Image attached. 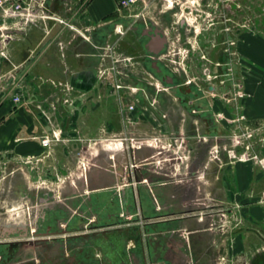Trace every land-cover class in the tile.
Here are the masks:
<instances>
[{
	"label": "crops",
	"instance_id": "1",
	"mask_svg": "<svg viewBox=\"0 0 264 264\" xmlns=\"http://www.w3.org/2000/svg\"><path fill=\"white\" fill-rule=\"evenodd\" d=\"M45 9L58 21L29 25L10 35L1 45L0 63L7 66L9 77L14 74L23 79L34 103L45 98L53 100V84L62 85L53 129L65 130L66 137L49 149L43 148L41 139L53 129L34 104L14 106L5 93L0 98L1 174H43L42 163H48L45 174H63L69 170L67 163L74 159V151L68 148L83 146L89 135L105 136V121L99 122L105 115L100 106L105 97L94 90V75L104 61L98 56L99 47L106 49L120 27L116 24L112 32L107 30L116 21L112 15L116 6L108 10L100 0H47ZM241 52L248 70V125L263 126L259 131L264 132V43L249 39ZM74 77L78 82H91L90 89L84 86L77 94H69L67 88ZM7 83L10 88L11 79ZM166 128L173 132L171 127ZM212 135L221 136L220 128L216 127ZM98 146L100 150L91 153L93 165L82 174L83 179L91 174L89 182L85 181L86 190L77 191L73 180L71 195L61 194L53 202H45L40 188L23 178L16 209L30 211L26 213V224L36 234L25 231L19 239H4L0 264H264L260 262L264 259V206L242 208L250 217L236 232L227 219L222 231L217 221L210 219L220 212L231 216L235 199L246 198L244 192L247 198L261 195L262 176L257 181L249 177L255 174L250 166L229 167L226 174H234L232 188L227 183L210 188L211 194L221 191L222 202L205 208L194 203L196 195H202L199 188L190 198L186 196L192 190L189 186L159 183L153 175L147 177V187L139 190L133 185V174H163L141 164L149 160L142 149L128 152L116 143ZM100 151L114 153L109 156L113 164L107 169L99 165ZM127 161L137 164L136 169L123 166ZM20 162L28 167L19 166ZM9 187L14 189L15 185ZM252 189L256 194L249 195ZM142 196L150 200L148 206L141 203Z\"/></svg>",
	"mask_w": 264,
	"mask_h": 264
},
{
	"label": "rangeland",
	"instance_id": "2",
	"mask_svg": "<svg viewBox=\"0 0 264 264\" xmlns=\"http://www.w3.org/2000/svg\"><path fill=\"white\" fill-rule=\"evenodd\" d=\"M100 1L103 2V5L108 10L113 9L114 2L112 0ZM153 10L154 8L150 7L147 12H153ZM133 13L134 10L122 11L121 13L115 10L114 14H112L118 22L117 25H120V27L117 33L112 35V38L108 41L104 51L105 55L102 66L94 75V90L99 91L98 93L101 94V98L105 97V100L101 101L100 105L103 108L101 112L105 113V115L99 120L101 123L105 121V136L100 137L97 135L94 137L89 135L84 138L85 144L83 146L68 148V150L74 151V159L68 163L66 162L68 159L65 160L69 170L63 174H45L48 163H42L43 174H1L4 169L2 165L0 166V232L2 227H9L11 229L17 227L18 229L16 230L19 232L16 235H11L10 238H0V244L8 239H19L18 236L21 233L19 229L23 225H27L25 220L26 214L24 215L23 210L16 209V203H18L16 199L20 197L18 192L21 190L24 181L26 180L27 184L35 183V186L40 188L42 200H45V202H53L54 197L61 194L71 195L72 190L75 188L71 183L73 180L76 183L77 191L86 190L85 181L89 182L91 174H85V179H83V172H80L81 170L79 169L82 167L81 157H87L90 160V162H84L85 167L93 165L94 158L91 153L94 149L100 150V147L98 145L95 146V144L102 140L110 141L126 138L127 142L124 143H127L129 152L131 151V140L151 143V147H148L150 149H146L144 145V147H141L149 159L148 162L141 164H148L149 167H152L156 171H161L163 174H133V185H137V188L141 190L149 184L147 177L153 175L158 178L157 182L159 183L169 181L172 184H179V186H182V184L186 187L189 186L193 191L191 190L186 196H190V198L195 197L199 188L202 190L200 192L202 195L200 194L199 197L196 195L197 198L195 197V200H191H194V203L200 204L205 208L222 202L220 200L222 196L221 191L218 192L220 194H211L210 188L215 186L220 187V185L224 186L226 183L232 188L231 182L234 174H226L229 167L244 164L254 169L255 174H248V176H254L253 180L255 179V181H257L259 175L260 178L262 176L263 187L261 188L263 191L261 195H252L247 198V193L244 192L246 198L237 197L235 199L234 205L231 207L233 209H231L233 212L231 216H224L226 212L215 213V215L219 216L210 219L217 221L219 231L223 230L226 219L228 226L234 228L235 232L243 229L241 227L243 220L248 219L250 216L248 211L242 208L250 206V209H252L258 205L264 206V173L262 172L264 171V132H260L256 127H249L246 124V105L248 99L246 82L248 70L245 67L246 63L240 60L238 76L235 74L232 77L221 76L218 71H213L216 68L214 64L217 63V55L220 52L216 46V37L206 35L203 31L199 33L200 29L195 24L194 16H187L188 25H184L182 32L174 31L178 28V25H173L174 30L171 34V46L169 49V59L171 62L169 61V64L173 68L179 69L180 73L184 74L187 79H195L194 81L199 83L202 90L207 91L205 94L211 103L213 115L218 121L216 125L220 128L221 136L227 137L225 142L220 143L216 138L201 137L198 135V131L186 129L185 132H173L174 134H180V136L174 135L176 140L173 141L171 140V136H169L172 131L163 128V123H161L160 117H158L159 115L152 114L154 111L148 103L149 101L151 102L149 94L157 95L158 100L163 99L164 95H166L165 88L159 84H156L157 88L149 86L144 78L149 82L153 81L148 73L139 64H136V60L133 58V45L128 31ZM175 21L178 22V18H175ZM192 26H197V29H194L195 27ZM189 30H194V32L189 33ZM235 37H237L236 34ZM209 38L214 39L211 40V44L216 47L212 48L209 45ZM241 38L244 39V44L246 45V34L239 35V40ZM249 39L253 43H264V0H249L248 41ZM203 43L207 44L202 46ZM1 51L2 46L0 45V56H2ZM239 55L242 57L241 49L239 50ZM233 58H237L236 55ZM206 59L212 63L210 64ZM173 61L179 62L180 65L178 63L174 65ZM229 69L230 66H227V74H230ZM205 70H210V73L206 76L203 74ZM8 74L7 66L0 63V98L4 96L9 88V84L7 83L9 80ZM227 78H232L231 82L227 81ZM102 79H104V88L98 86V81ZM133 79L141 81L139 84L142 91H137V87L130 83ZM15 84H17V81H15ZM157 90L160 91L157 92ZM169 100L171 104L170 108L178 110L176 100L172 97H169ZM131 106L133 107V113L130 110ZM178 117L184 119V124L188 122L187 116L179 115ZM63 122L65 123L66 120ZM60 126L59 124L58 127L60 128ZM246 127H249V130L252 132V137L249 140L246 139ZM110 128L113 132L108 130ZM58 131L60 140L66 137L65 130L58 129ZM154 139H159L160 142L155 143ZM63 149L67 148L63 147ZM134 151L138 150L134 149ZM99 153V165L105 169L109 168V165L113 164L112 161H109V156L114 155V153L101 151ZM245 155H247V158H245ZM114 161L117 169H119L118 159L115 158ZM17 164L28 167L24 162ZM130 164L127 161L123 166L129 169ZM13 170L17 172L16 168H13ZM217 177H219L218 183L215 182ZM244 177H247V175L244 174ZM7 179H11L12 183ZM142 182L144 183L140 184ZM12 184L15 185L14 189L9 187ZM244 190L246 191V189ZM77 191L74 192L77 193ZM252 193H255L253 189L248 194L251 195ZM149 202L150 200L147 196H142L141 203L144 206H148ZM241 203L245 205H241ZM215 209V207L211 208V210ZM207 216L212 215L208 214ZM25 228L29 230L28 226ZM235 242L236 240H234ZM1 246L0 251L5 249ZM261 261L264 262V259Z\"/></svg>",
	"mask_w": 264,
	"mask_h": 264
},
{
	"label": "flooded vegetation",
	"instance_id": "3",
	"mask_svg": "<svg viewBox=\"0 0 264 264\" xmlns=\"http://www.w3.org/2000/svg\"><path fill=\"white\" fill-rule=\"evenodd\" d=\"M153 7V12L147 10ZM187 16H194L195 24L204 34L216 37L219 53L217 55V63L214 64L221 76L229 77L233 74L238 76L240 60L239 50L244 46V39L239 40V35L245 33L246 45L248 43L249 33V0H151L146 7H137L132 15L131 25L128 29L133 45V58L136 64H139L145 70L153 82L144 80L149 86L156 87V84L164 86L166 95L161 100L157 99V95L149 94V105L154 111V115H159L163 128L171 127L173 132L185 130H196L199 136H206L214 139L213 130L218 127L208 97L202 90L195 79H187L181 74L179 69L173 68L170 64V46L171 34L174 30L173 25L177 24L178 28L174 31H183L184 25H188ZM178 18V22L175 21ZM117 21L107 26V30L112 32ZM194 29H197V26ZM193 29V28H192ZM194 30H189V33ZM235 34L237 37H235ZM184 38V37H183ZM180 40V38H179ZM212 38H209L210 46ZM207 43H203L204 46ZM105 46L99 47L98 56L104 57ZM236 55L237 58H233ZM206 61H209L206 59ZM210 62V61H209ZM174 65L179 62L173 61ZM212 62H210L211 64ZM227 66L230 74H227ZM184 73L186 71L181 68ZM212 71V70H211ZM177 72V74H175ZM210 70H205L203 74L206 76ZM17 79L20 76L17 75ZM232 78H227L231 82ZM138 80L131 81L133 86L137 87V91H142ZM91 82H78L74 77L70 81L67 88L69 94H77L80 87H89ZM101 88H104V79L98 81ZM90 89V87L88 88ZM62 85L60 83L53 84V101L56 108L60 102L59 95L62 93ZM89 91V90H88ZM160 90H157L159 92ZM87 92V91H86ZM169 97L176 100L178 110L170 108ZM148 98V96H146ZM145 98V99H146ZM69 104V101L67 100ZM71 104H73L71 102ZM133 113V111H132ZM187 116L188 122L184 124V119L178 116ZM159 119V118H158ZM183 122V123H180ZM248 126V119H246ZM197 125L196 127H194ZM176 127V128H175ZM170 133L171 140L175 141V136L180 134ZM175 135V136H174ZM218 142L223 143L227 140L226 136L216 138ZM30 230V231H29ZM29 232L35 233L36 230ZM3 247V245L1 246Z\"/></svg>",
	"mask_w": 264,
	"mask_h": 264
},
{
	"label": "built area",
	"instance_id": "4",
	"mask_svg": "<svg viewBox=\"0 0 264 264\" xmlns=\"http://www.w3.org/2000/svg\"><path fill=\"white\" fill-rule=\"evenodd\" d=\"M47 0H0V45H4L8 39H10V35L7 34L8 31H21L26 26L32 25L36 26L40 22L45 21H54L57 22L58 19L56 16L49 14L45 9V3ZM151 0H113L116 10L118 12L121 11H130L134 10L137 7H146ZM9 79H11L10 88L7 90L6 94L11 97L12 103L14 106H25L34 104L36 110L40 113V115L44 118L47 124L53 129L55 126V117L53 115L56 113L57 108L53 100L48 98L42 99L37 103L31 102L29 99V92L27 87L24 84L22 78H15L14 74H12ZM17 81V84H15ZM20 83V84H19ZM64 103H67V100H64ZM133 111V107L130 108ZM263 126H259L257 130L259 131ZM246 139L249 140L252 137V132L249 130V127H246ZM58 129H53L50 132V135L43 137L40 141L41 146L45 149H49L50 145L54 142H58L59 133ZM111 141L118 142L119 148L127 150L129 152L126 138L113 139ZM155 143L160 142L159 139L153 140ZM103 142L100 141L96 143L100 145ZM131 151L134 152V149L139 150L144 145L148 146L149 142H136L131 140ZM126 144V145H125ZM141 145V146H140ZM247 158V155H245ZM84 162H90L89 158L81 157V166L79 169L80 172H85L87 167H85ZM137 164L131 163L129 166V170H135ZM29 211V210H28ZM24 215L26 213L23 210Z\"/></svg>",
	"mask_w": 264,
	"mask_h": 264
},
{
	"label": "water",
	"instance_id": "5",
	"mask_svg": "<svg viewBox=\"0 0 264 264\" xmlns=\"http://www.w3.org/2000/svg\"><path fill=\"white\" fill-rule=\"evenodd\" d=\"M16 33H18L17 30H13V31H8V32H7V34H9V35H13V34H16ZM29 213H30V211L27 212V214H29ZM26 226H28L29 228L31 227L30 225H23L19 230H20L21 232L28 231V230H26V228H25ZM16 229H18V228L16 227V228H13V229H11V228L4 229V227H2V230H1V232H0V238H1V239H3V238H8V237H10L11 235H16V234H18L19 232H18V230H16ZM30 233H32V232H30ZM32 237H33V236H32Z\"/></svg>",
	"mask_w": 264,
	"mask_h": 264
},
{
	"label": "bare ground",
	"instance_id": "6",
	"mask_svg": "<svg viewBox=\"0 0 264 264\" xmlns=\"http://www.w3.org/2000/svg\"><path fill=\"white\" fill-rule=\"evenodd\" d=\"M112 143H116V144H118V142H116V141H109V140H107V141H103L100 145H106V144H112ZM149 145H152L151 143H148ZM9 227H4V229H8Z\"/></svg>",
	"mask_w": 264,
	"mask_h": 264
}]
</instances>
